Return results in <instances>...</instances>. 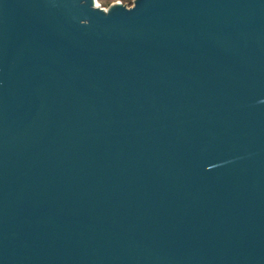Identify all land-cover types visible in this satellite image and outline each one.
I'll return each instance as SVG.
<instances>
[{"label":"water","instance_id":"water-1","mask_svg":"<svg viewBox=\"0 0 264 264\" xmlns=\"http://www.w3.org/2000/svg\"><path fill=\"white\" fill-rule=\"evenodd\" d=\"M0 264H264V0H0Z\"/></svg>","mask_w":264,"mask_h":264},{"label":"rangeland","instance_id":"rangeland-1","mask_svg":"<svg viewBox=\"0 0 264 264\" xmlns=\"http://www.w3.org/2000/svg\"><path fill=\"white\" fill-rule=\"evenodd\" d=\"M96 4L99 5L100 7L104 8V9H108L111 5H114L116 3H121L124 4L126 6H130L133 3V0H130L128 3L127 2H123L122 0H95Z\"/></svg>","mask_w":264,"mask_h":264},{"label":"trees","instance_id":"trees-1","mask_svg":"<svg viewBox=\"0 0 264 264\" xmlns=\"http://www.w3.org/2000/svg\"><path fill=\"white\" fill-rule=\"evenodd\" d=\"M122 1H123V2H127V3H128L130 0H122ZM129 3H130V2H129Z\"/></svg>","mask_w":264,"mask_h":264}]
</instances>
